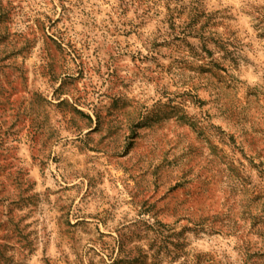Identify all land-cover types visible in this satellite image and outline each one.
I'll list each match as a JSON object with an SVG mask.
<instances>
[{"label":"rangeland","instance_id":"1","mask_svg":"<svg viewBox=\"0 0 264 264\" xmlns=\"http://www.w3.org/2000/svg\"><path fill=\"white\" fill-rule=\"evenodd\" d=\"M0 264H264V0H0Z\"/></svg>","mask_w":264,"mask_h":264}]
</instances>
